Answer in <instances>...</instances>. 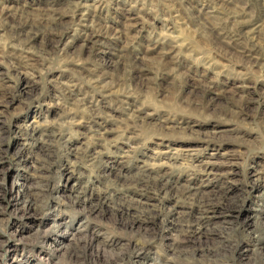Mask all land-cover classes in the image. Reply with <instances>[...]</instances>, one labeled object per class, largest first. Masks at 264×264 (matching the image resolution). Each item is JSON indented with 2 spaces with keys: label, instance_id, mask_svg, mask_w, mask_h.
Here are the masks:
<instances>
[{
  "label": "rangeland",
  "instance_id": "1",
  "mask_svg": "<svg viewBox=\"0 0 264 264\" xmlns=\"http://www.w3.org/2000/svg\"><path fill=\"white\" fill-rule=\"evenodd\" d=\"M141 170L168 228L96 203ZM263 230L264 0H0V264H264Z\"/></svg>",
  "mask_w": 264,
  "mask_h": 264
},
{
  "label": "bare ground",
  "instance_id": "2",
  "mask_svg": "<svg viewBox=\"0 0 264 264\" xmlns=\"http://www.w3.org/2000/svg\"><path fill=\"white\" fill-rule=\"evenodd\" d=\"M37 25V24H36ZM25 30V29H24ZM27 30H28V28H27ZM39 30V29H38ZM88 36V35H87ZM101 123V122H100ZM102 126V125H101ZM100 126V127H101ZM103 127V126H102ZM101 127V128H102ZM103 129V128H102ZM105 130V129H104ZM50 132V131H49ZM52 132V131H51ZM57 133V132H56ZM57 134H59V133H57ZM58 136H60V135H58ZM50 137H51V135H50ZM53 137V136H52ZM51 137V138H52ZM151 171V170H150ZM139 172V171H138ZM148 172L147 171H144V170H141L139 173H137V175H135V177H133L132 178V184H128L127 186H125L124 188H120V189H118V188H115V187H112V188H110L109 190H104V191H102L101 193L99 192V194H97V196L95 197V199H96V203H101V205H103V204H105V205H107L106 204V201H108V199H109V197H110V194H112V196H115V197H117V198H119V199H123V200H128V199H130L131 197L130 196H135L134 195V193H139V192H141L142 191V189H141V191H140V187H143V191H144V188H146V187H150V186H152V188L154 187L155 188V190L158 192V191H161L162 193L164 192V193H166V196H165V198L167 197V195H168V192H169V194H170V191H172V192H174V191H176L175 189L173 190V185H174V182H172L171 183V180H169L168 182H167V180H168V177L169 176H167V175H161V174H158L157 172H153L152 174H147ZM157 176V177H156ZM171 177V176H170ZM172 178V177H171ZM118 180H120V179H118ZM124 180L125 179H121L120 181L121 182H124ZM115 181V180H114ZM119 181V182H120ZM126 181V180H125ZM120 182V183H121ZM113 183V182H112ZM115 183V182H114ZM129 183V182H128ZM175 183H176V181H175ZM122 184V183H121ZM112 185V184H111ZM114 185V184H113ZM116 185V184H115ZM124 185V184H123ZM119 186V185H118ZM140 186V187H139ZM175 186H176V184H175ZM138 189V190H137ZM151 189V188H150ZM179 189V188H178ZM192 187H190V186H187L185 189H179V191H180V193L178 194V196L179 197H182V196H184V197H188V196H190V195H193V194H196V195H193V198H194V196H195V198H194V200H193V198H192V200H191V205H192V209L194 210V212L197 214V219H196V221H186V223L189 225V226H183V227H185V231L188 233V232H191V233H193L194 235L195 234H201V232H203V234H205V235H208V232L210 231V228H206L205 227V225H204V227H203V224L205 223H207V222H209V219L211 218V215H210V210H211V208H209L208 206L206 207L205 205H204V203H203V201H202V199H203V195L202 194H199L198 193V188H197V190L195 191V192H192ZM193 189H195L194 187H193ZM146 190H148L147 188H146ZM145 190V191H146ZM95 192V191H94ZM200 192V191H199ZM160 193V192H159ZM175 193V192H174ZM177 193V192H176ZM90 194H92V193H90ZM161 194V193H160ZM173 194V193H172ZM169 196V195H168ZM124 197H126L125 199H124ZM164 197V196H163ZM163 197H161V198H163ZM191 197V196H190ZM139 198V197H138ZM137 197H136V199H134L133 198V202L131 201H129V202H125V201H123L124 203H120L119 205H117L116 207L121 211V212H135V209H136V212L135 213H137V214H139V217H141V216H143V214H146L147 213V216H149L150 215V218H152V219H154L156 216H159V215H163V217H162V215H161V223H162V227L164 228V227H169L170 225H171V221H168V219L170 218V214H169V212H167V214H164V213H162V212H159L160 210H161V208L163 207V206H165V205H163V206H161V205H158V206H156V208H155V205H154V203H147V204H144V202L143 201H141V200H143V199H138ZM90 199V197H88V198H86V199H84V201L85 200H89ZM118 199V200H119ZM132 199V198H131ZM146 199V198H145ZM148 199V198H147ZM110 200V199H109ZM117 200V199H116ZM117 200V201H118ZM111 201H113V200H111ZM116 201V202H117ZM121 201V200H120ZM119 201V202H120ZM135 201V202H134ZM146 201V200H145ZM148 201V200H147ZM87 202V201H86ZM110 202V201H109ZM115 202V201H114ZM115 202V203H116ZM139 202V204H138V206H136V207H133V206H135V205H132V204H135V203H138ZM109 204V203H108ZM160 204V203H159ZM165 204V203H164ZM112 205V204H111ZM113 205H114V203H113ZM116 205V204H115ZM137 205V204H136ZM157 205V204H156ZM161 207V208H160ZM159 213V214H158ZM185 214H187V212H184V215ZM168 222H170V223H168ZM211 223V222H210ZM208 225H209V223H208ZM208 225H206V226H208ZM209 227V226H208ZM188 236V235H187ZM264 237V230H263V233H262V236H261V238H263Z\"/></svg>",
  "mask_w": 264,
  "mask_h": 264
}]
</instances>
